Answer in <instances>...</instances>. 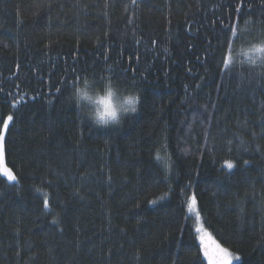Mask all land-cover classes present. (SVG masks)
Returning <instances> with one entry per match:
<instances>
[{"label": "trees", "instance_id": "1", "mask_svg": "<svg viewBox=\"0 0 264 264\" xmlns=\"http://www.w3.org/2000/svg\"><path fill=\"white\" fill-rule=\"evenodd\" d=\"M260 40L264 0H0L17 177L0 175V264H210L193 195L234 264H264ZM85 76L137 91V114L82 123L68 97Z\"/></svg>", "mask_w": 264, "mask_h": 264}, {"label": "clouds", "instance_id": "2", "mask_svg": "<svg viewBox=\"0 0 264 264\" xmlns=\"http://www.w3.org/2000/svg\"><path fill=\"white\" fill-rule=\"evenodd\" d=\"M247 47L255 49L250 54V63H264V40ZM68 99L81 116V122L98 130L119 128L127 118L137 114L140 104L137 91L120 87L110 77L85 76L74 81Z\"/></svg>", "mask_w": 264, "mask_h": 264}, {"label": "snow or ice", "instance_id": "3", "mask_svg": "<svg viewBox=\"0 0 264 264\" xmlns=\"http://www.w3.org/2000/svg\"><path fill=\"white\" fill-rule=\"evenodd\" d=\"M132 3H136V0H132ZM245 23H250V21H245ZM233 34H235V28L230 29ZM228 61H225V65L227 66ZM13 122V116L8 115L6 119L2 121V128H0V175H3L7 178L8 181H16L17 177L12 173L10 169H8L3 161H4V153H5V134L9 131L10 124ZM159 159V156H157ZM247 163V161H245ZM226 166L228 169H232L234 167L232 162H226ZM155 203V201H152ZM196 197L193 195L189 198L188 209L190 212L195 211L196 219L199 222L200 214L196 211ZM44 206L48 207L49 202L47 198L44 200ZM197 233L205 232L203 225L201 224L196 228ZM201 245L203 246L204 256L207 257L210 264H232L233 260H239L240 257L230 253L228 249L222 248L219 244H217L214 240L206 242L204 237H200Z\"/></svg>", "mask_w": 264, "mask_h": 264}, {"label": "rangeland", "instance_id": "4", "mask_svg": "<svg viewBox=\"0 0 264 264\" xmlns=\"http://www.w3.org/2000/svg\"><path fill=\"white\" fill-rule=\"evenodd\" d=\"M255 49H252L251 50V52H253ZM187 203H189V200H188V202ZM187 210H188V213L191 215V218H192V220H193V223H194V225H195V227L197 228L198 226H200L201 224L203 225V221H202V219H201V217H200V220H199V222L197 221V219H196V214H195V211H192V212H190L189 211V209H188V204H187ZM196 211H198L197 210V207H196ZM204 228V227H203ZM201 236H205V241L206 242H209L210 243V241H212L213 239H211V238H209L208 236L209 235H207V231L205 230V232H201V233H199ZM229 251V250H228ZM230 252V251H229ZM230 253H232V252H230ZM234 254V253H233ZM235 255V254H234ZM236 261H238V260H233L232 261V264H234Z\"/></svg>", "mask_w": 264, "mask_h": 264}]
</instances>
